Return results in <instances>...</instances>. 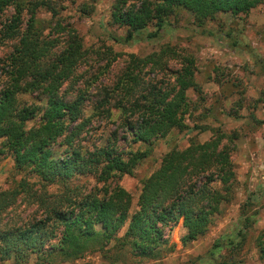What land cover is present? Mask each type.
Instances as JSON below:
<instances>
[{
	"label": "trees",
	"instance_id": "1",
	"mask_svg": "<svg viewBox=\"0 0 264 264\" xmlns=\"http://www.w3.org/2000/svg\"><path fill=\"white\" fill-rule=\"evenodd\" d=\"M116 1L111 19L127 27L126 40L150 23L156 30L148 35H157L174 11L191 12L201 26L218 13L238 15L264 3L143 0L137 7L127 5L126 0ZM11 6L15 7L14 13L0 36L1 44L12 43L0 68V154L9 151L16 168L25 170L28 177H36L44 187L59 182L64 190L40 191L27 175L13 187L0 189V263L30 264L32 255L37 256L32 264H49L58 255L63 259L80 258L90 246H105L111 239L116 240L128 216L123 237L139 256H153L167 240L164 229L172 228L181 219L186 228L184 242L209 230L222 206L230 203L237 191L233 147L225 142H233L236 134L215 129L210 138L191 141L185 148L169 149L157 169L143 179L137 209L131 214V195L124 186L94 187L82 192L71 185L73 178L85 174L106 184L116 174L133 173L135 165L150 155L155 140L172 130L185 129V115L196 103L187 92L200 90L194 56L169 44L144 57L130 52L121 75L92 100V111L86 114V90L75 88L74 83L77 68L86 57L82 38L73 27L66 28L58 20L55 28L64 32L62 37L43 33L42 21L35 17V11L45 7L55 15L58 5L52 0H0V13ZM24 8L30 14L21 28ZM169 59L178 60V67L169 72L173 80L145 82L141 74L144 67L167 70ZM66 83L67 87H63ZM22 94L36 95L38 102L28 103ZM97 116L118 119L123 129L120 137L128 143H145L149 148L120 150L116 145L117 131L102 144H82L81 135ZM32 119L36 122L28 126ZM19 197L38 203L40 213L22 221L7 218ZM229 241L228 245L232 240ZM215 246L222 247L218 242ZM258 249L264 257V238L259 240ZM227 264L243 263L233 260Z\"/></svg>",
	"mask_w": 264,
	"mask_h": 264
},
{
	"label": "rangeland",
	"instance_id": "2",
	"mask_svg": "<svg viewBox=\"0 0 264 264\" xmlns=\"http://www.w3.org/2000/svg\"><path fill=\"white\" fill-rule=\"evenodd\" d=\"M52 1L58 5L55 15L45 7H39L35 17L42 21L40 25L45 35H64L62 30L55 28L58 20L66 28L73 27L82 38L86 57L77 68L79 78L74 83L75 88L86 90V114L92 111V100L103 88L111 87L121 75L130 52L144 57L169 44L181 53L194 56L200 88L187 92L190 100L196 103L191 107V113L185 115V129L172 130L155 140L150 155L135 165L133 173L116 174L106 184L97 181L94 175H80L73 178V187L85 192L94 187L124 186L130 191L131 214L137 209L143 179L157 169L162 156L171 148H185L191 141L210 138L215 129L227 135H237L233 142H225L233 147L232 159L238 186L234 198L222 206L210 229L194 240H182L186 228L181 219L172 228L167 226L164 229L167 240L159 245L153 256L136 255L127 238L123 237L130 221L128 216L116 240L111 239L105 246L94 244L77 259H63L58 255L49 264H227L233 260L243 264H264V257L258 249L259 240L264 238V3L238 15L218 13L201 26L195 22L191 12L174 11L167 16L157 35H148L156 30L155 24L150 23L144 31H137L133 38L126 40L127 27L114 24L111 19L116 0ZM126 1L127 5L135 4L137 7L143 2ZM14 8L11 6L0 13V36L4 24L10 22ZM29 14L27 8L22 10L21 28L26 25ZM10 44L11 41L0 43V68L5 54L11 51ZM168 67L167 70L157 68L155 71L144 67L141 74L145 82L157 84L173 80L169 72L178 67V60L169 59ZM35 96L21 95L28 103H37ZM35 122L36 119L30 120L28 126ZM114 131H117L116 145L120 150L149 148L145 143H128L120 137L123 129L119 127L118 119L110 121L100 116L87 125L81 135V143L88 146L102 144ZM55 146L63 147L59 143ZM21 176L34 182V187L40 191L63 189L59 182L44 187L36 177H28L25 170L16 168L9 151L0 154V189L13 187ZM37 212L40 213L38 203L19 197L7 218L28 220ZM230 239L232 242L228 245ZM217 242L222 247H216ZM36 259L37 256L32 255L30 264Z\"/></svg>",
	"mask_w": 264,
	"mask_h": 264
}]
</instances>
